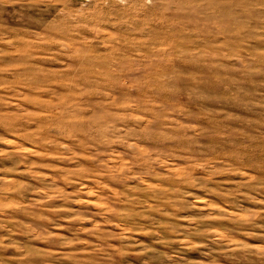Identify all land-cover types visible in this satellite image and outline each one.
Segmentation results:
<instances>
[{
    "label": "rangeland",
    "instance_id": "1",
    "mask_svg": "<svg viewBox=\"0 0 264 264\" xmlns=\"http://www.w3.org/2000/svg\"><path fill=\"white\" fill-rule=\"evenodd\" d=\"M0 264H264V0H0Z\"/></svg>",
    "mask_w": 264,
    "mask_h": 264
}]
</instances>
